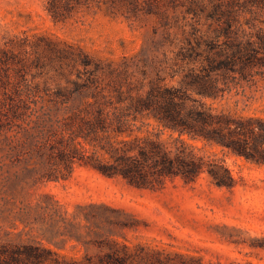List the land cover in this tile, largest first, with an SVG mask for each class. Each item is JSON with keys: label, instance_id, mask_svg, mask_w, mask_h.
<instances>
[{"label": "rangeland", "instance_id": "rangeland-1", "mask_svg": "<svg viewBox=\"0 0 264 264\" xmlns=\"http://www.w3.org/2000/svg\"><path fill=\"white\" fill-rule=\"evenodd\" d=\"M201 1L0 0L2 100H18L19 88L67 89L88 77L90 92L121 90L124 105L146 95L159 78L179 87L204 61V53L180 52L192 39L195 19L188 8ZM259 19L264 22V14ZM196 20L208 22L204 13ZM64 51L88 55L90 66L62 59ZM243 67L232 63L219 73L225 91L217 99L193 96L216 112L264 127V66ZM139 118L146 124L141 136L158 133L154 119ZM184 139L198 156L224 163L235 186H218L205 172L194 181L167 178L139 188L80 164L67 179L37 180L26 165L0 159V253L4 245H32L52 249L62 264H110L109 253L123 260L114 264H158V255L179 261V254L205 264H264V157L258 163ZM161 140L171 147L174 138L166 131Z\"/></svg>", "mask_w": 264, "mask_h": 264}, {"label": "trees", "instance_id": "trees-1", "mask_svg": "<svg viewBox=\"0 0 264 264\" xmlns=\"http://www.w3.org/2000/svg\"><path fill=\"white\" fill-rule=\"evenodd\" d=\"M187 12L195 19L190 24L192 39L186 38L187 45L180 52L186 57L204 53V61L200 68H191L181 86L169 87L159 78L151 82L146 95L131 96L126 105L121 90L115 95L99 87L90 92V77L85 83L73 81V87L67 89L59 85L53 89L19 88V99L13 102L2 100L0 94V159L26 165L37 180L67 179L75 164H80L109 178L120 176L139 188H154L167 178L194 181L205 172L218 186L234 187L236 181L229 168L198 156L184 136L262 162V125L256 129L251 120L216 112L193 94L217 99L225 91L218 75L229 64L240 62L244 69L258 63L264 66V22L259 19L264 14V0H202L191 3ZM201 13L208 20L206 24L196 20ZM59 53L62 59L71 57L75 63L90 66L86 54ZM224 53L229 55L226 60L221 59ZM139 116L154 119L158 133L147 131L141 136L146 124ZM166 131L174 138L171 147L161 140ZM252 138L256 143L251 144ZM34 160L39 161L30 167ZM3 247L0 264H62L49 248ZM105 257V263L123 261L114 253ZM178 257L179 261H174L158 255L156 262L205 264L202 259Z\"/></svg>", "mask_w": 264, "mask_h": 264}]
</instances>
